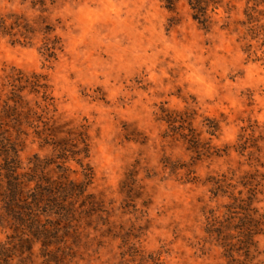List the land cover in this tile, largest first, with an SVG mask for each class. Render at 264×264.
<instances>
[{
	"label": "rangeland",
	"instance_id": "obj_1",
	"mask_svg": "<svg viewBox=\"0 0 264 264\" xmlns=\"http://www.w3.org/2000/svg\"><path fill=\"white\" fill-rule=\"evenodd\" d=\"M214 1L206 29L190 0H0V76L40 84L23 166L89 182L69 264H264V0Z\"/></svg>",
	"mask_w": 264,
	"mask_h": 264
},
{
	"label": "trees",
	"instance_id": "obj_2",
	"mask_svg": "<svg viewBox=\"0 0 264 264\" xmlns=\"http://www.w3.org/2000/svg\"><path fill=\"white\" fill-rule=\"evenodd\" d=\"M211 3L215 1L190 0L194 18L206 29L211 24L207 15ZM0 26L8 32L4 20ZM56 44L57 39L46 43L49 57L55 56ZM29 86L37 91L40 84L21 70L0 76V224L12 231L0 243V264H36L37 259H42L41 264H69L72 248L66 237L73 217V202L69 200L84 195L89 182L53 179L45 172L49 163L38 156H34L33 167L27 170L23 166L24 125L31 126L35 120L24 94ZM174 115L179 114L170 113L168 121H175ZM189 131L183 138L198 148L200 140L192 127ZM85 176L88 180L91 177L88 172ZM63 221L66 223L62 225Z\"/></svg>",
	"mask_w": 264,
	"mask_h": 264
}]
</instances>
